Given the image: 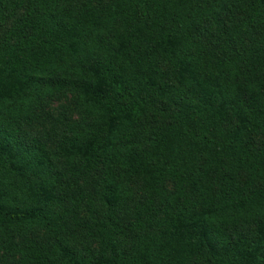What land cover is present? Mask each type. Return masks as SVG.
I'll return each mask as SVG.
<instances>
[{"label": "trees", "instance_id": "obj_1", "mask_svg": "<svg viewBox=\"0 0 264 264\" xmlns=\"http://www.w3.org/2000/svg\"><path fill=\"white\" fill-rule=\"evenodd\" d=\"M74 1L0 0V257L264 264V0ZM64 89L51 150L23 126Z\"/></svg>", "mask_w": 264, "mask_h": 264}, {"label": "rangeland", "instance_id": "obj_2", "mask_svg": "<svg viewBox=\"0 0 264 264\" xmlns=\"http://www.w3.org/2000/svg\"><path fill=\"white\" fill-rule=\"evenodd\" d=\"M85 0H75V6H80ZM240 14L234 9H230L229 15H223L225 21H230L231 19H237ZM200 36L205 42H209L210 39H214L219 36L220 29L212 22L203 23L200 25ZM164 69L168 70L167 66ZM40 116L35 122L24 125L23 129L27 134L32 136L41 137L47 147L51 150L54 149L57 139L65 131V122L67 120H76L79 118V112L77 108V93L71 89H64L60 92H56L53 96L46 97L39 107ZM166 122L165 119L160 114L153 115L152 113H147L140 118V132H144L151 127L159 126L162 122ZM256 140L261 138L259 133H254L252 135ZM246 178L245 173H241L239 180L243 182ZM131 186L135 192V200L140 198V186L141 180L135 177L131 183ZM170 186V184H168ZM250 228L243 227L241 231L245 234L250 232ZM29 235L35 238L36 241L43 242L46 240L47 236L45 232L41 229H35ZM73 245L81 248L82 245H88L91 247L95 246V243L89 239H86L83 235H78L73 239ZM0 264H20L18 255H11L6 259L0 257ZM192 264H200L199 261H193Z\"/></svg>", "mask_w": 264, "mask_h": 264}]
</instances>
